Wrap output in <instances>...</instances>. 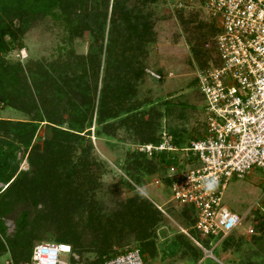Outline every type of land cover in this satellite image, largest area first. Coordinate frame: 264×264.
Returning <instances> with one entry per match:
<instances>
[{
    "label": "trees",
    "instance_id": "obj_1",
    "mask_svg": "<svg viewBox=\"0 0 264 264\" xmlns=\"http://www.w3.org/2000/svg\"><path fill=\"white\" fill-rule=\"evenodd\" d=\"M87 1L90 4L86 0H0V108H11L27 118L0 119V256L7 253L10 264L28 262L32 247L47 239L43 236L50 229V243L68 245L71 254H96L95 261L82 264H103L121 253L115 248L128 243L142 260L145 254L153 258L155 231L166 227L165 216L137 193L108 217L100 216L94 208L81 209L86 213L83 227L93 232V239L86 240L83 227L71 220L78 210L77 195L93 187L89 178L78 181L88 167L74 154L75 149L89 143L91 133L98 140L110 141L111 134L126 127L141 141L158 143L151 128L143 130L142 119L132 115L136 111L132 103L135 85L144 72L142 58L154 36L150 15L136 6L155 0H136L130 8L128 0ZM54 10L63 17L70 39L90 38L88 52H69L65 61L6 62L8 52L22 47L23 34ZM179 19L185 27L201 30L209 43L218 33L213 20L202 21L196 12ZM198 48L192 54L200 70L217 65L209 55L212 48ZM40 127L44 132L36 139ZM171 139L172 145H180L176 138ZM19 154L25 156V172L18 171ZM171 164L173 158L167 154L146 158L133 151L125 156L123 168L126 179L137 185L146 173L161 168L163 173L157 178L167 188L169 180L164 175ZM19 204L13 230L6 234L3 219ZM173 209L178 227L193 239L192 208L167 205L162 211ZM170 237L164 242L169 250L167 254L161 251L162 259L175 256L183 263H202V251L179 229ZM78 261L72 256L70 264Z\"/></svg>",
    "mask_w": 264,
    "mask_h": 264
},
{
    "label": "rangeland",
    "instance_id": "obj_2",
    "mask_svg": "<svg viewBox=\"0 0 264 264\" xmlns=\"http://www.w3.org/2000/svg\"><path fill=\"white\" fill-rule=\"evenodd\" d=\"M108 1L110 3L111 0ZM86 2L90 4L89 1L86 0ZM134 2L137 3L136 0H128L127 6L132 7ZM177 2L178 0H155L136 6L142 13L150 15L154 36L152 42L146 45L145 55L142 58L144 72L135 85L132 103L136 111L132 115L142 119L145 124L143 130L147 127L151 128L150 132L156 140L161 129H164L169 136L178 140L180 144L178 147L183 148L190 141L200 139L206 132L204 103L197 88L195 75L213 66L208 65L204 70H200L196 59L193 58L192 50L198 47L204 50L212 48L209 55L215 59V48L213 50L214 40L211 43L207 42L201 30L198 31L190 25L185 27L179 19V17L186 18L192 11L197 13L200 20L208 21L201 14L199 0H194V4L181 8H175ZM68 31L63 17L54 10L53 15H45L29 28L21 38L22 47L14 48L5 55L4 59L8 63L18 62L24 65L28 60L65 61L69 52L75 55L87 53L90 38L84 35L70 39ZM18 52L24 53L23 60L17 58ZM101 68L102 64L100 71ZM155 76L159 79L156 80ZM0 119L22 121L27 118L22 113L5 107L0 108ZM133 126L136 124L134 123ZM43 132V127H40L37 130L36 139ZM108 138L111 140H98L91 133L89 143H85L83 148L74 150V154L80 157L79 160L86 163L88 167L87 173L79 177L78 181H86L89 178L93 184L92 189L86 191L84 195H77L78 210L71 220L80 227H83L86 222V213L81 212V209L94 208L100 216L108 217L119 211L120 205L135 193L152 205L167 206L165 202L169 198L168 189L152 184L154 180H158L157 176L163 173L161 168L156 172L146 173L147 175L141 178L140 185L127 180L124 174L125 156L133 153L135 146L146 142L141 141L137 133L127 130L126 127L118 128ZM18 156L20 159L18 171H27L25 156L21 157L20 154ZM221 204L240 217V224L224 238L202 237L193 229V240L202 245L207 252L206 254L202 252L201 264H264V172L253 169L240 179L227 180L222 192ZM20 208L21 204L17 205L14 211L3 219L6 234L12 232L13 219ZM36 209H40V205H37ZM175 212L177 211L173 209L168 213L165 212L166 214L163 213L166 218L164 225L166 227L155 231L157 240L154 246V257H158L162 252L167 254L169 247L164 242L171 238L173 231L179 229L182 233L184 232L178 227L177 219L179 218L175 216ZM51 230L46 237L43 236L47 238L43 240L44 243L52 242L49 235ZM82 230L86 240L94 238L92 231L85 227ZM248 230H251V233H248ZM131 247L133 244L128 243L121 248H115L114 251L123 252ZM72 255L74 260L79 259V264L96 259V254L91 251ZM60 259L66 261L65 256H60ZM153 262L156 263L157 260L152 261V264ZM165 262L162 261L160 264ZM0 264H10L7 253L0 256Z\"/></svg>",
    "mask_w": 264,
    "mask_h": 264
},
{
    "label": "built area",
    "instance_id": "obj_3",
    "mask_svg": "<svg viewBox=\"0 0 264 264\" xmlns=\"http://www.w3.org/2000/svg\"><path fill=\"white\" fill-rule=\"evenodd\" d=\"M193 2L178 0L175 8ZM199 4L202 16L213 20L218 29L213 39L217 65L195 75L206 132L178 148L161 129L157 144H140L133 151L147 158L162 153L173 158L164 175L169 180L165 205L191 207L193 228L202 237L224 238L240 224V217L221 204L226 181L240 179L253 169L264 172V0H199ZM17 58L23 60L24 53L18 52ZM212 178H218V183L208 192L203 185ZM152 184L157 187L160 181ZM153 205L163 214L162 206ZM72 256L68 245L38 243L25 264H70ZM103 264L144 263L138 250L128 249Z\"/></svg>",
    "mask_w": 264,
    "mask_h": 264
},
{
    "label": "crops",
    "instance_id": "obj_4",
    "mask_svg": "<svg viewBox=\"0 0 264 264\" xmlns=\"http://www.w3.org/2000/svg\"><path fill=\"white\" fill-rule=\"evenodd\" d=\"M161 254L162 253H159L158 257H153V258H150L149 256H147L146 254L144 255L143 257V260H144V264H152V261H154L155 259L157 260V262H153V264H160L162 261H166L164 264H182V260H180L179 258L177 257H165L164 260H162V257H161ZM169 259V261H167ZM177 260V261H176ZM163 264V263H162Z\"/></svg>",
    "mask_w": 264,
    "mask_h": 264
},
{
    "label": "clouds",
    "instance_id": "obj_5",
    "mask_svg": "<svg viewBox=\"0 0 264 264\" xmlns=\"http://www.w3.org/2000/svg\"><path fill=\"white\" fill-rule=\"evenodd\" d=\"M217 183H218V178H212V179L206 180L203 187L205 188L206 191L212 192L215 190ZM141 195H143V193H141Z\"/></svg>",
    "mask_w": 264,
    "mask_h": 264
}]
</instances>
